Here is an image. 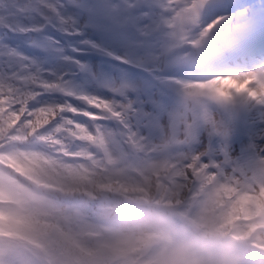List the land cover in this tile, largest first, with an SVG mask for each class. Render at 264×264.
Returning <instances> with one entry per match:
<instances>
[{
    "label": "snow or ice",
    "instance_id": "obj_1",
    "mask_svg": "<svg viewBox=\"0 0 264 264\" xmlns=\"http://www.w3.org/2000/svg\"><path fill=\"white\" fill-rule=\"evenodd\" d=\"M204 10L220 13L207 32L200 21ZM251 23L250 9L234 0H0V97L13 111L59 108L41 131L76 124L112 143L160 141L218 180H242L264 164V101L219 100L228 114L204 121L198 113L179 115L167 99L178 96L189 78L173 62L192 47L181 29L190 28L201 42L216 31L210 53L229 48L247 59L242 39ZM9 33L55 66L9 46ZM92 54L101 58L95 66L86 59ZM212 70L201 65V71ZM162 119L167 127L158 139L146 134L161 129ZM237 137L243 141L239 153L233 148Z\"/></svg>",
    "mask_w": 264,
    "mask_h": 264
},
{
    "label": "rangeland",
    "instance_id": "obj_2",
    "mask_svg": "<svg viewBox=\"0 0 264 264\" xmlns=\"http://www.w3.org/2000/svg\"><path fill=\"white\" fill-rule=\"evenodd\" d=\"M264 0H260L259 4H262L261 2ZM236 2V0H235ZM238 2V1H237ZM180 3H182L180 1ZM195 3V2H193ZM239 6H247V2L245 0H243L241 3L238 2ZM249 8V7H248ZM184 12H189L191 11V9L189 8H185L183 9ZM251 12V11H250ZM255 16V15H254ZM258 16V15H257ZM190 19H194V17L192 16H186L185 20L188 22L190 21ZM252 24V23H251ZM261 20L260 17L256 18V23H255V27H249L247 32H249V36H254V31H256V33L259 35L257 38L255 39H259V37H261V35L263 36L260 40L262 41L261 47L264 46V27L261 26ZM258 26V28H257ZM259 28H261L259 30ZM183 29H181L182 31ZM259 30V31H258ZM249 36H245V41H247ZM250 41V40H249ZM208 58V57H206ZM239 61V60H238ZM176 64V62H175ZM194 65H197V59H195ZM251 65H249L248 67H250ZM213 70L217 73V68L215 66H213ZM242 68L241 67V62L240 65L230 68L229 73H241L240 75L237 76H233L228 79H224V80H220V81H212L209 78L208 79H202V81L204 83H202L201 85L197 86V88L189 90V91H193L194 93L198 94L199 92H203L205 96V98H209L210 100L208 101V105H204L205 104V100L200 98V102L198 104V108L197 111L194 110L195 105L194 103H189L188 101H185V99H181V101H179V110L182 111L183 113H187L188 115H193L194 113L198 112L200 113L199 117L201 118V120L204 121H208L207 120V111L209 115V119H213L215 118L216 120H219L221 118V113L223 112L225 115L228 114V110L221 104H218L217 101L219 100H235L234 96V91H237L240 89V86L243 87L244 93H249L251 97H253V99L255 100V102L259 103L261 101H264V68L263 67H259L258 70L256 72H246L245 70L248 68ZM239 68V69H236ZM213 73V71L211 72H204V75H211ZM188 75H191L192 77H194L191 71L187 72ZM207 76V77H208ZM256 79L259 81L257 84H250L252 77H255ZM229 82H231V85L234 86V89H228L231 90L228 91L227 88H225L224 86H228L230 88V84ZM188 89L190 88L189 86L187 87ZM262 93V95L260 94ZM179 94H182L181 92ZM172 98H177L176 95H173ZM177 105V102H173V104ZM234 104L236 105H240V103L238 101L235 100ZM222 108L224 109L222 111ZM161 126L163 127V130L167 127V120L166 119H162L161 122ZM162 129L159 130H145L146 134L148 133V135L152 136L155 139H158L160 137V135H162L163 132ZM105 139V138H104ZM201 142H204L206 140V137L201 134L199 137ZM164 142H160L157 141L156 143L152 144L151 147H153L154 149H159L161 146H163ZM105 145L106 147L109 148H113V149H117L120 147V144L118 143H112L109 140L105 139ZM243 147V141L241 140L240 137H237L236 142L233 144V148L234 151L236 153H239L242 150ZM112 149V150H113ZM114 151V150H113ZM160 154V153H159ZM159 154H155L153 156L154 158H157L154 160V162L157 164L158 162H160V155ZM170 156L165 157V159H179L182 160L183 155L181 153H176L175 151H171L170 152ZM126 157V153L125 152H120L117 154L116 159H122ZM78 161V160H77ZM126 168L127 165H126ZM149 169H151V164H149V162H145V164H143V170L146 172L149 171ZM264 170V164H260L259 166L256 167L255 171H252L249 173L248 177H247V181H245V185H248L251 189H249L251 192H256L258 187L260 186L258 181H255V177H264L263 175V171ZM120 175H117L120 178H123V172H119ZM0 181H6V174L5 173H1L0 172ZM152 180H153V175H150ZM48 179L50 180L49 175H47ZM34 179L37 180H42V176L40 174L35 175L34 177H32ZM156 179H158L155 176ZM264 180V179H263ZM160 181V180H159ZM237 182V186L239 185V181L235 180ZM262 181V180H260ZM161 182V181H160ZM257 182V183H256ZM51 183L53 184V186L56 187L57 183L51 181ZM154 183V180L153 182ZM244 183V182H243ZM59 184V183H58ZM60 185V184H59ZM118 185L121 189H127V190H134L133 189H129L126 188V185L123 184H116ZM161 185H165L164 183H160V184H152L153 187H160L161 189ZM61 186V185H60ZM190 186H192L190 184ZM201 187H205V185H200ZM236 186V187H237ZM247 186V187H248ZM63 187V186H61ZM103 187H108L110 189H112L111 191L117 192V187L115 185L112 186L111 183L108 182H98L97 185H95L94 183V190H96V193H98ZM239 187V186H238ZM171 188V185H169L168 189ZM194 189L197 187H193ZM89 191L88 189H84ZM142 190V189H140ZM86 192V191H84ZM122 192V191H121ZM129 193V192H128ZM0 195L2 197H7L5 192H1L0 191ZM4 195V196H3ZM27 195H32L30 193H27ZM184 195L181 194L180 198L179 197H173V196H169V194H165V196H161V200L164 201L166 209L168 212L176 213L179 216V212L178 211H182V207L183 204L185 203V198L181 199V197ZM34 196V195H33ZM85 196V194H84ZM10 197V196H8ZM37 197V196H35ZM173 197V198H172ZM185 197V196H184ZM40 198V197H37ZM88 199H90L91 197H87ZM203 199V198H202ZM203 201V200H202ZM206 206H210L211 204L208 202H205ZM87 207V206H86ZM4 210V209H2ZM11 211V210H10ZM264 211V209H263ZM131 212H128L126 215H129ZM255 216V215H254ZM174 217H176V215L174 214ZM264 219V216L262 217ZM262 220V219H261ZM253 221H256V218L251 217L249 219V217L247 219H243L241 222V226H245L246 228H249L250 226H252L253 224H255ZM154 222H159L158 219H155ZM164 223H167L170 227H175L177 226L176 223H172L169 221V219L167 218V215L165 214V220ZM39 226V223H37ZM149 226H151L152 224H147ZM66 230V229H64ZM17 231H19V229H17ZM145 231V230H144ZM28 230L25 231V233H27ZM48 231H46L45 234H47ZM8 235H12V236H16L19 235L16 232L14 233H8ZM59 237H62V241L64 242V244L66 245V249L70 248L75 250L77 253H79V255L81 257L84 258H92L94 256L95 253L97 252H101L100 256L98 255V257H105V253H106V248L107 245L109 243L110 239H106V240H101V241H94V246L91 250V252H84V250L80 249V247L75 243V241L72 238H68L66 237L61 231H59ZM262 240H264V233L259 234V237ZM42 242V239L40 240ZM197 241L199 242V238H197ZM206 247H208L209 249H214L215 250V261L214 264H249V261L247 260V252L248 249L244 248L243 246L240 245H227V244H221V243H212V244H207L205 245ZM254 246H257V243L255 242ZM53 245H50V247L47 248V254L51 255L53 253V249H52ZM61 247V243L59 245H55V248H60ZM54 248V247H53ZM263 253H264V248L262 249ZM0 254H1V258L7 262L8 264H39L33 256H31L30 254H28L23 248H21L20 246L14 244V243H5L1 245V250H0ZM37 262V263H36ZM78 264V262H77ZM146 264H150L146 263Z\"/></svg>",
    "mask_w": 264,
    "mask_h": 264
},
{
    "label": "clouds",
    "instance_id": "obj_3",
    "mask_svg": "<svg viewBox=\"0 0 264 264\" xmlns=\"http://www.w3.org/2000/svg\"><path fill=\"white\" fill-rule=\"evenodd\" d=\"M216 24L211 20L204 31ZM217 32L209 35L208 44L214 40ZM264 66V57L250 67L246 72H256ZM178 70H184L176 66ZM241 73L217 72L210 76L212 81L228 79ZM14 115V114H13ZM18 118V117H17ZM15 122V121H13ZM145 214L140 211L131 212L127 218L117 221L112 237L107 245L105 257L84 258L73 249L51 254L50 264H126L125 257L140 244L149 242L144 235L143 221ZM34 217L26 207L13 208L9 212H0V229L13 228L27 230L34 226ZM153 250L150 264H214L215 250L209 249L193 238L190 229L185 224L170 227L167 223L153 222L151 225ZM46 264V262H41ZM249 264H264V253H251Z\"/></svg>",
    "mask_w": 264,
    "mask_h": 264
},
{
    "label": "trees",
    "instance_id": "obj_4",
    "mask_svg": "<svg viewBox=\"0 0 264 264\" xmlns=\"http://www.w3.org/2000/svg\"><path fill=\"white\" fill-rule=\"evenodd\" d=\"M236 2L234 0V3ZM214 14H216V12H213L212 14L208 16L200 18V21L201 20L206 21L208 19H211L214 17ZM6 106H8L7 100L3 97H0V135L5 125L10 123V120L12 119V117H14L16 113L19 112V110L13 112V110H11L9 107L8 110H10L9 112L11 113V116H10L8 113L4 112ZM45 112H47V109L36 111L33 121L37 120ZM84 147L86 148L88 147V145ZM112 149L109 148V155H110V159L114 160L116 159L117 154L120 153V151H118L117 153V150L113 149L114 150L113 151ZM81 152L85 153L86 150L81 149ZM13 157H14V160L18 162V166L21 169L31 174L34 173L35 163L38 162L43 165V155L39 151L28 152L24 157H20L14 152ZM52 163L53 165H51V167L49 166V164H46L47 168L44 169L45 171H44V174L42 175V180H44L45 182H50V183L51 181L56 182L57 183L56 187L59 189L60 193L65 194V196L77 194L80 197H83L84 191L91 193V194H95L96 190H94V183L98 182L100 179L99 162H97V159H95V162L91 164L86 163V162H81L79 164H64L61 166V165H56L55 162H52ZM119 172H123L122 174L123 178H121V181H120V178L117 176V175H120ZM177 174H178V178L175 180V186L174 188H170L168 192L170 197L171 196L175 197L176 195L175 192L182 190V187H181L182 181L187 176L186 168L183 163L179 166V170ZM47 175H49L50 180L48 179ZM150 175L151 174L146 171L143 178L134 176L125 169L123 164L118 163L113 173L109 175L108 183L112 184L115 180H119L120 183L122 182L123 185H126V188H129V189L135 188L134 190L122 189V191L123 192L126 191L128 195L134 196V197L140 196L144 198H150L153 195V193L157 191L155 187L152 186V184L154 183H152L153 180ZM58 183L63 187H61ZM225 183L228 184L224 180L220 181V183L208 194L207 198L203 201V204L197 213L196 220H201L204 222L206 221L209 207L205 205V202L212 204L216 200V198L218 199L221 198L222 197L221 189L226 186ZM0 188L5 189L4 187H0ZM84 189H88L89 191L84 190ZM7 191L12 192L11 189H7ZM251 196L253 199H255L254 194H252ZM9 211L10 210H0V212H9ZM31 212L33 213L35 211L32 210ZM59 214H61V210L55 214V219L58 220ZM146 216L150 217V215L148 214H146ZM57 224L61 226V219L57 221ZM147 224H150V221H148L147 218L145 217L143 221V231L151 228V226H148ZM40 227H41L40 225L38 226L37 223H34L33 227L27 229L28 230L27 233H25L26 230L19 229V231H17V229H13V228H2L0 229V232H5V233H7V231L8 233L16 232L20 236L29 237L32 239L35 236V234L39 232ZM70 232L71 231H69V234ZM78 235L79 236H76L78 238L77 245L80 247V249L84 250V252L93 251L91 250L92 248L89 246V243L84 242L85 240L82 234L79 233ZM62 239H63L62 237H59L58 232L54 236L49 238L51 245H53L54 247V248L52 247L53 253L62 252L66 250V245L64 244ZM60 243H61V247L55 248V245H59ZM67 249H70V248H67ZM100 254L101 252H97L94 254L93 257H98V255L100 256Z\"/></svg>",
    "mask_w": 264,
    "mask_h": 264
}]
</instances>
